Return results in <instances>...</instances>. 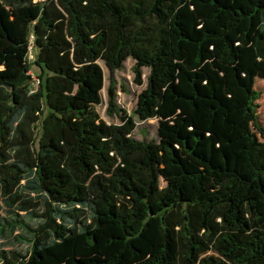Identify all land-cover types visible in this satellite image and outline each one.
<instances>
[{
    "label": "trees",
    "instance_id": "1",
    "mask_svg": "<svg viewBox=\"0 0 264 264\" xmlns=\"http://www.w3.org/2000/svg\"><path fill=\"white\" fill-rule=\"evenodd\" d=\"M129 58L158 141L117 108ZM259 79L264 0H0V262L264 264Z\"/></svg>",
    "mask_w": 264,
    "mask_h": 264
},
{
    "label": "rangeland",
    "instance_id": "2",
    "mask_svg": "<svg viewBox=\"0 0 264 264\" xmlns=\"http://www.w3.org/2000/svg\"><path fill=\"white\" fill-rule=\"evenodd\" d=\"M104 69V88L101 92L102 103L96 106L102 120L108 124H120L121 120L118 114H109V97L108 88L110 85V72L105 66L103 61H99ZM135 61L131 58L127 59L123 67L117 69L114 73V79L116 84V102L117 108L125 111L128 116L134 118L137 122V128L134 132V136L138 140L144 141H158V122L156 120H143L136 113L138 108V98L143 90L147 87L149 69L143 68L142 84H138L135 80L134 74ZM31 74L33 77V85L35 84L34 78H37L41 74L40 68L36 64H31ZM256 90L260 93L259 99L256 101L257 108L254 112V118L252 120L253 129L257 133L260 141L264 142V80H257L255 84ZM262 156L264 157V149L262 151ZM162 185L164 183L162 182ZM5 216V212H3ZM20 236V231H16L14 234L9 235L3 241L1 246L2 249L8 252L9 258H12V252H20L22 254L26 253L27 243L25 235ZM25 238V239H24ZM0 264H2L0 262ZM6 264V263H4Z\"/></svg>",
    "mask_w": 264,
    "mask_h": 264
},
{
    "label": "built area",
    "instance_id": "3",
    "mask_svg": "<svg viewBox=\"0 0 264 264\" xmlns=\"http://www.w3.org/2000/svg\"><path fill=\"white\" fill-rule=\"evenodd\" d=\"M40 1H43V0H34V2H40ZM35 51H34V43H33V37H31V40H30V43H29V48H28V61L29 63H33L34 60H35ZM34 81H35V84H34V87L36 88L40 81L38 78H34ZM33 92V91H32Z\"/></svg>",
    "mask_w": 264,
    "mask_h": 264
}]
</instances>
